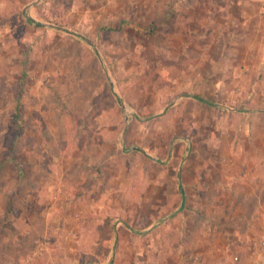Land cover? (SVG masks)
I'll return each mask as SVG.
<instances>
[{
    "label": "rangeland",
    "instance_id": "1",
    "mask_svg": "<svg viewBox=\"0 0 264 264\" xmlns=\"http://www.w3.org/2000/svg\"><path fill=\"white\" fill-rule=\"evenodd\" d=\"M217 7L0 0V264H264V16Z\"/></svg>",
    "mask_w": 264,
    "mask_h": 264
},
{
    "label": "crops",
    "instance_id": "2",
    "mask_svg": "<svg viewBox=\"0 0 264 264\" xmlns=\"http://www.w3.org/2000/svg\"><path fill=\"white\" fill-rule=\"evenodd\" d=\"M210 1L213 4L216 2L219 11L223 12L222 18L229 17L228 13L230 11H232V15H235V18H239L242 21L256 19V18L262 19V17L264 16V0H210ZM228 9H230V11Z\"/></svg>",
    "mask_w": 264,
    "mask_h": 264
},
{
    "label": "trees",
    "instance_id": "3",
    "mask_svg": "<svg viewBox=\"0 0 264 264\" xmlns=\"http://www.w3.org/2000/svg\"><path fill=\"white\" fill-rule=\"evenodd\" d=\"M198 98V97H197Z\"/></svg>",
    "mask_w": 264,
    "mask_h": 264
}]
</instances>
